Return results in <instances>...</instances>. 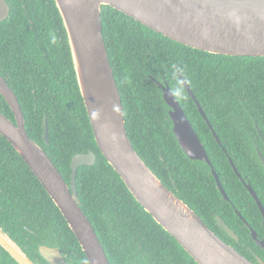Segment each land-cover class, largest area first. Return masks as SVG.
<instances>
[{"label": "trees", "instance_id": "1", "mask_svg": "<svg viewBox=\"0 0 264 264\" xmlns=\"http://www.w3.org/2000/svg\"><path fill=\"white\" fill-rule=\"evenodd\" d=\"M5 1L10 13L0 22V76L18 100L29 138L47 154L67 184L72 157L95 154L93 166L77 169L75 187L81 209L109 264H197L135 201L97 148L54 0ZM100 19L127 136L135 152L206 225L217 229L213 220L217 214L232 230L239 231L232 204L258 231L260 212L229 160L242 179L251 184L264 207V172L257 155V151L264 154V57H230L195 50L153 32L109 6H101ZM180 77L189 86L220 144ZM154 81L167 83L172 90L230 202L218 193L208 165L190 161L181 151ZM0 113L14 122L1 96ZM45 119L48 144L43 139ZM0 172L20 176L40 192V210L61 223L88 264L57 207L2 136Z\"/></svg>", "mask_w": 264, "mask_h": 264}, {"label": "water", "instance_id": "2", "mask_svg": "<svg viewBox=\"0 0 264 264\" xmlns=\"http://www.w3.org/2000/svg\"><path fill=\"white\" fill-rule=\"evenodd\" d=\"M54 3L65 29L77 86L95 144L135 201L197 264H251L221 241L192 209L164 186L133 149L102 36L100 12L101 6H109L153 32L195 50L256 58L264 57V0H54ZM9 13L7 2L0 0V22ZM180 80L220 144L189 86L182 77ZM154 83L167 107L171 131L181 151L190 161L208 165L218 191L228 200L202 143L172 90L167 83ZM0 96L14 116L13 122L0 113V136L13 147L44 188L72 231L88 264H109L81 209L75 187L77 169L93 166L95 154L89 152L72 157L67 184L47 154L29 138L18 100L1 76ZM43 139L45 144L49 143L46 119ZM229 162L255 201L264 229V207L252 187ZM217 223L227 235L234 236L220 218ZM46 257L50 264H66L57 251L49 252Z\"/></svg>", "mask_w": 264, "mask_h": 264}, {"label": "flooded vegetation", "instance_id": "3", "mask_svg": "<svg viewBox=\"0 0 264 264\" xmlns=\"http://www.w3.org/2000/svg\"><path fill=\"white\" fill-rule=\"evenodd\" d=\"M261 141H264L262 134ZM259 154V151H257L258 156ZM260 155L259 160L264 172V154L261 152ZM20 178V176L18 178L14 174L0 172V264H23L24 262L30 264H50L46 256L52 251H57L66 264H85L80 250L73 244V240L67 234L66 230L62 228L61 223L57 219H54L51 214L40 210V192L31 183H27ZM244 182L249 184L246 181ZM249 185L251 186V184ZM218 193L220 194L219 191ZM248 194L250 195L249 192ZM220 196L223 199L221 194ZM223 200L230 202L229 198L228 200ZM230 205L239 220L237 226L239 231L232 230L217 214L213 215L217 229L203 223L221 241L232 247L248 262L251 264H264V229L262 227V216L260 222L261 228L258 231L254 230L243 218L241 213L232 204ZM217 218H220L233 232V237L223 231L217 223ZM252 233H254V237ZM259 243H261V246Z\"/></svg>", "mask_w": 264, "mask_h": 264}, {"label": "clouds", "instance_id": "4", "mask_svg": "<svg viewBox=\"0 0 264 264\" xmlns=\"http://www.w3.org/2000/svg\"><path fill=\"white\" fill-rule=\"evenodd\" d=\"M52 42L55 43V36L52 37Z\"/></svg>", "mask_w": 264, "mask_h": 264}]
</instances>
